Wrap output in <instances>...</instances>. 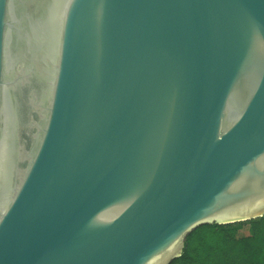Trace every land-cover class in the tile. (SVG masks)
<instances>
[{
    "label": "water",
    "instance_id": "obj_1",
    "mask_svg": "<svg viewBox=\"0 0 264 264\" xmlns=\"http://www.w3.org/2000/svg\"><path fill=\"white\" fill-rule=\"evenodd\" d=\"M264 215V0H0V264H169Z\"/></svg>",
    "mask_w": 264,
    "mask_h": 264
},
{
    "label": "trees",
    "instance_id": "obj_2",
    "mask_svg": "<svg viewBox=\"0 0 264 264\" xmlns=\"http://www.w3.org/2000/svg\"><path fill=\"white\" fill-rule=\"evenodd\" d=\"M246 221L250 231L241 236L229 233L225 225L230 223L196 227L169 264H264V215Z\"/></svg>",
    "mask_w": 264,
    "mask_h": 264
},
{
    "label": "rangeland",
    "instance_id": "obj_3",
    "mask_svg": "<svg viewBox=\"0 0 264 264\" xmlns=\"http://www.w3.org/2000/svg\"><path fill=\"white\" fill-rule=\"evenodd\" d=\"M230 234L235 236L246 235L250 231V225L247 221L233 222L225 225Z\"/></svg>",
    "mask_w": 264,
    "mask_h": 264
}]
</instances>
